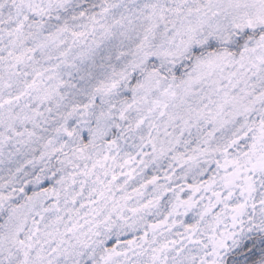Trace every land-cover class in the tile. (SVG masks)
Wrapping results in <instances>:
<instances>
[{
  "label": "snow or ice",
  "instance_id": "snow-or-ice-1",
  "mask_svg": "<svg viewBox=\"0 0 264 264\" xmlns=\"http://www.w3.org/2000/svg\"><path fill=\"white\" fill-rule=\"evenodd\" d=\"M0 264H264V0H0Z\"/></svg>",
  "mask_w": 264,
  "mask_h": 264
}]
</instances>
